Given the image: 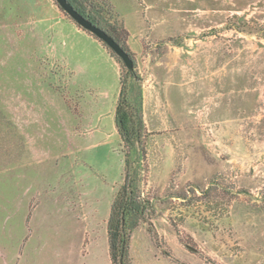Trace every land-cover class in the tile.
<instances>
[{"label": "rangeland", "instance_id": "1", "mask_svg": "<svg viewBox=\"0 0 264 264\" xmlns=\"http://www.w3.org/2000/svg\"><path fill=\"white\" fill-rule=\"evenodd\" d=\"M75 1L134 76L54 0H0V264H112L126 159V264H264V0Z\"/></svg>", "mask_w": 264, "mask_h": 264}, {"label": "trees", "instance_id": "2", "mask_svg": "<svg viewBox=\"0 0 264 264\" xmlns=\"http://www.w3.org/2000/svg\"><path fill=\"white\" fill-rule=\"evenodd\" d=\"M68 1L86 16L83 7L75 0ZM128 74L134 76L133 70L129 71ZM140 110L139 103L133 105L128 102L123 83L115 109V124L123 142L131 147L133 145L132 148L135 147L134 149L138 151L140 131L143 126ZM125 166L127 170L125 171L124 182L111 204L107 220L109 256L112 264H126L130 234L150 206L148 200L142 198L134 187L135 176L133 177L128 171L131 167L128 159L125 160Z\"/></svg>", "mask_w": 264, "mask_h": 264}, {"label": "water", "instance_id": "3", "mask_svg": "<svg viewBox=\"0 0 264 264\" xmlns=\"http://www.w3.org/2000/svg\"><path fill=\"white\" fill-rule=\"evenodd\" d=\"M59 8L65 12L80 28L86 30L102 41L118 58L125 67L131 71L134 69L133 59L129 53L107 31L93 23L89 18L79 12L68 0H54Z\"/></svg>", "mask_w": 264, "mask_h": 264}]
</instances>
